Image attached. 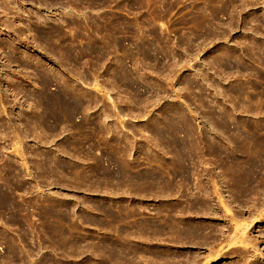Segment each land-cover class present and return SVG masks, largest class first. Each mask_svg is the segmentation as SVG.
<instances>
[{"label":"rangeland","instance_id":"rangeland-1","mask_svg":"<svg viewBox=\"0 0 264 264\" xmlns=\"http://www.w3.org/2000/svg\"><path fill=\"white\" fill-rule=\"evenodd\" d=\"M0 264H264V0H0Z\"/></svg>","mask_w":264,"mask_h":264},{"label":"bare ground","instance_id":"bare-ground-1","mask_svg":"<svg viewBox=\"0 0 264 264\" xmlns=\"http://www.w3.org/2000/svg\"><path fill=\"white\" fill-rule=\"evenodd\" d=\"M71 15V13L69 14ZM67 53H68V60H71L73 59V42L72 40H68L67 42ZM45 97H48L49 99L53 98V96H45ZM57 97V96H55ZM118 250V252H121L122 251V247L121 246H118V248H116Z\"/></svg>","mask_w":264,"mask_h":264}]
</instances>
